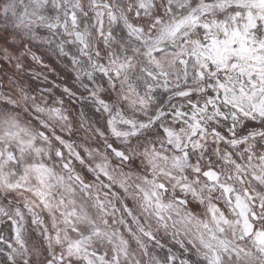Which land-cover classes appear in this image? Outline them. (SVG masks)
Segmentation results:
<instances>
[{"label":"clouds","instance_id":"1","mask_svg":"<svg viewBox=\"0 0 264 264\" xmlns=\"http://www.w3.org/2000/svg\"><path fill=\"white\" fill-rule=\"evenodd\" d=\"M0 264H264V0H0Z\"/></svg>","mask_w":264,"mask_h":264}]
</instances>
